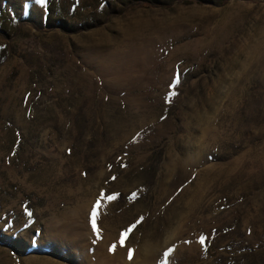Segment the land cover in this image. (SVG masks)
I'll list each match as a JSON object with an SVG mask.
<instances>
[{
    "label": "rangeland",
    "instance_id": "1",
    "mask_svg": "<svg viewBox=\"0 0 264 264\" xmlns=\"http://www.w3.org/2000/svg\"><path fill=\"white\" fill-rule=\"evenodd\" d=\"M0 264H264V0H0Z\"/></svg>",
    "mask_w": 264,
    "mask_h": 264
},
{
    "label": "snow or ice",
    "instance_id": "2",
    "mask_svg": "<svg viewBox=\"0 0 264 264\" xmlns=\"http://www.w3.org/2000/svg\"><path fill=\"white\" fill-rule=\"evenodd\" d=\"M36 3L39 5H44L46 3V0H36ZM25 7H27V6H25ZM178 83H179V77H177V79L173 82L172 86L174 87ZM175 95H176L175 92H171L169 94L168 99H171V97L175 96ZM121 167H126V165H121ZM111 179L115 180L116 177L113 176ZM105 196H106V199L108 202H114V201L118 200V198H119L118 194H106V193L102 192L100 194V198H98L96 203L94 204V206L91 210V215H90L91 229H92L93 233L96 234V237H97V239H96V241H94V243L98 242L102 238V234L97 227V219H98V210L102 207V201L104 200ZM27 215L29 216V218H31L32 213L29 211V212H27ZM143 219H144V217L138 218L134 223H132L130 226H128L125 230H123L121 232L120 237H119V245L120 246L125 245L126 239L133 233L134 230L137 229L139 224L143 222ZM204 242H205L204 237H201L200 243L203 244ZM115 249H116V244L114 243L113 245L110 246L109 251L114 252ZM133 251L134 250H129V254H128L129 261L132 260ZM170 252H172V249H168L166 252H164L163 255H164L165 261L168 260Z\"/></svg>",
    "mask_w": 264,
    "mask_h": 264
}]
</instances>
